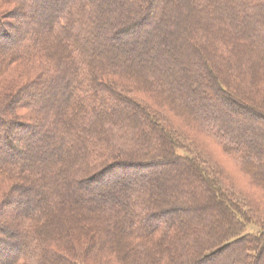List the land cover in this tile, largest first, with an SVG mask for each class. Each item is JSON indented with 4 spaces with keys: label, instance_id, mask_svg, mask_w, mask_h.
Returning <instances> with one entry per match:
<instances>
[{
    "label": "trees",
    "instance_id": "obj_1",
    "mask_svg": "<svg viewBox=\"0 0 264 264\" xmlns=\"http://www.w3.org/2000/svg\"><path fill=\"white\" fill-rule=\"evenodd\" d=\"M5 1L28 5V0ZM124 1L126 13L118 17L121 20H114L115 25L110 32H107L105 23H102L104 15L100 10L101 7H95L93 15L88 14L86 19L88 7L81 0H40V4L38 3L40 8L37 12L31 10L30 13L36 14L41 12V9L42 13L49 11L46 22L41 17L42 23L47 25L42 32L32 30L28 21H23L19 27L6 23L0 15V43H2L0 83L7 84L1 79L2 74L8 70L29 67L42 72L41 81L37 86L42 88L48 86L53 89L65 86L66 96L61 105L56 106L55 109H52L51 105L41 108L33 106L38 117L37 122L45 121L44 125H53L55 129L61 126L62 133L56 139L58 142L55 143L56 148L64 151L67 148L72 150L67 154L66 159L65 156L55 157L58 161L56 166L63 168L62 175L68 171L73 174L70 179H74L72 187L75 191L70 189L72 201L69 202V207L73 203L76 204L77 200L83 201L85 193L81 186L86 185L88 201L94 202L87 204L100 205L97 208L99 213H103L102 215L107 218L102 224L107 229L109 226L115 229L116 235L124 240L121 244L128 243L129 251L124 254L125 260L145 250L144 262L138 261L140 264H159V262L160 264H211L225 253H229L227 258L234 256L238 261L245 259L242 261H248V264H262L260 259L264 255V226L254 232L248 213L235 203L228 192L212 179L195 158L182 151L178 139L170 128L160 122L148 106L127 96L126 87L123 88L125 92L120 91L109 85L106 79L107 76L114 75L126 79L130 77L146 89L161 95L169 102L173 101L180 107V93L177 89L180 79L176 77V59L170 57L164 62L162 49L166 46L168 49H165L167 50L165 53L172 51L178 61L184 59L185 64L193 69L192 72L198 80L200 79L199 81L204 80L202 75L204 72L213 83V92L219 97L224 95L234 97L241 88L240 78L231 75L235 89L229 90V84L216 77L212 65L220 64L226 70L232 66L238 68L237 60L243 49L245 53L248 50L249 55L254 54L257 63L264 64V43H262L264 27L257 30L251 29L250 26L251 22L257 20V13L264 10V0H186L190 2L201 20L198 23L194 22L193 25L187 24L191 16L188 11H185L183 17L177 14V20H171V14L166 13L171 0ZM245 9L247 10L243 11ZM174 11L177 12L178 8ZM25 13L27 10H24L23 16H26ZM42 13L39 15L41 16ZM163 13L168 18H164ZM183 21L187 26H183ZM167 23L170 26L165 29L166 37L161 38L160 27ZM23 26L28 29L24 35H21L19 31ZM9 29H12V32H8ZM124 36L133 37V40ZM118 39L123 41L115 43ZM240 40L242 44L238 46ZM260 41L261 43L258 44ZM108 43L110 44L107 45ZM127 43L130 44L131 50L125 51L122 47ZM50 48L53 51H49ZM138 49H141L140 52ZM114 52L116 58L113 56ZM149 52L151 56L147 55ZM108 53L112 55L111 59L106 57ZM134 68L140 72H136ZM179 72L183 73L182 68ZM41 91H39L40 96L45 98ZM54 95L55 93L52 94V99ZM2 101H0V143L4 153H0V187L6 186L10 195L19 188L18 183L32 182L35 161L43 158L36 155L34 159H28L23 164L24 167L12 161V159L25 158L26 148L18 143L19 137L28 135L29 131L36 132L39 122L34 125L31 122H24L22 118H12L15 110L14 102H8L6 99ZM231 101L237 102L235 98ZM241 107L246 110L248 116L264 120V108L255 111L248 103L241 104ZM184 110L183 116L213 138L225 154L240 164L244 173L257 182H263L264 173H259L261 178L255 173L257 170L253 160H258V157L248 144L240 143L230 132L231 128L237 127L236 125L231 126L225 121V125L222 126L218 119L198 114L190 106ZM249 129L242 131L252 133L264 143L263 132ZM241 138L243 140L242 136ZM49 139L50 132L43 139V146H48ZM40 148L39 153L42 152ZM48 154L50 159L53 158L52 148ZM135 156L136 159L139 157L138 163L132 162ZM163 161L173 165H186L188 176L184 180V185L179 184L178 188L172 187L180 194L176 193V196L174 194L172 200L174 202L170 205L171 207L176 205L179 203L177 200L181 199L180 207L173 210L162 205L161 202L156 205L159 210L153 212L151 208L154 207L148 195L135 193L132 186L134 184L119 183L118 176L121 174L118 169L122 167L127 169L126 172L130 169L140 172L154 165L161 166ZM59 175L60 179L63 178L61 174ZM44 176L43 173L39 177L41 188L42 185H48ZM158 176L161 179L162 175ZM102 185L111 187L105 191L98 190ZM156 186L157 190L161 191L162 199V186L158 183ZM117 190L126 191L128 196L120 199L116 196ZM38 195L36 207L29 208L27 215L23 212L19 215L26 217L32 226L26 230L20 228V234L14 231L11 237H14L15 241H10V237L9 240L0 238V264H81L71 253L73 249L76 250L77 240L74 234L69 232L68 239L59 234L54 240L47 230L53 214H61L62 209L57 206H62V201L58 200V203L55 200L48 201L42 198L44 196ZM126 199V203L122 204L121 200ZM207 202L209 205L202 207V204ZM161 206L162 209L167 208L164 214L160 209ZM64 211L69 213L67 210ZM120 213H123V216L119 217ZM189 217L196 219L195 224L183 221L184 218L187 220ZM142 221L147 223L146 228L149 229L145 228ZM64 229L66 232L70 230L68 226ZM157 231L164 236L160 244L166 246L162 252L164 255L157 252L158 261L151 263L145 257L152 247L144 248L140 241L135 242V240L148 239L147 235ZM64 246L65 250L58 249ZM10 250L14 251V255L11 254L6 260V252ZM81 259L82 264H87L86 254L81 255Z\"/></svg>",
    "mask_w": 264,
    "mask_h": 264
},
{
    "label": "rangeland",
    "instance_id": "obj_2",
    "mask_svg": "<svg viewBox=\"0 0 264 264\" xmlns=\"http://www.w3.org/2000/svg\"><path fill=\"white\" fill-rule=\"evenodd\" d=\"M81 1L85 2L88 7V10L86 11V19L88 14L91 16L93 15L95 7H101L100 10L103 11L102 13L104 15L102 23H105L107 32H110L111 28V30H113V26L115 25L113 24L114 20H121L118 17H120L121 14L126 13L127 10L125 8L126 3L124 0ZM38 3L40 4V0H28V5H19L17 3L0 0V15L3 16L6 23H12L15 26L19 27L21 26L23 21H28L31 25L32 30L42 32L47 27V25H44L42 23V20L44 19V21L46 22L49 11H45L42 13L41 9V12H38L36 14L30 13L31 10H35L37 12V9L40 8V5H38ZM55 7L57 8L58 6ZM176 8H178L177 12L174 11ZM24 10H27V13H25L26 16H23ZM167 10L168 11L166 13L171 14V20H177V14H180V16L183 17L185 11H188L190 12L191 16L188 19L187 24L190 23V25H193L195 23L201 22L195 9H193L190 2H187L186 0H171L169 6H167ZM246 10L247 9L243 11ZM39 13H42V15L40 16ZM162 16L164 18L167 17L165 13H163ZM41 17L43 19H41ZM256 17L257 20H254L253 23L251 22L250 26L251 29L258 30L260 27H264V10L259 11ZM254 18L255 17H252V19ZM256 22H258L259 24H257ZM182 24L183 26H187L185 25L184 21ZM24 26L21 27L19 31V34L21 33V35H24V33L27 32L28 27ZM168 26H170L169 23L163 24L160 27L162 30L160 32L161 38L166 37V35L164 36V32L165 29L168 28ZM9 31L12 32V29H9L8 32ZM124 38H132L133 40V37L124 36ZM120 41H123V39H118L115 41V43H119ZM166 41H168V39H166ZM262 41V43H264V40ZM239 42L240 43H237L238 46L242 44L241 40ZM110 43H113V41H110ZM110 43H108L107 45H109ZM244 43L245 42H243V44ZM259 43H261V41L258 42V44ZM1 44L2 43H0V46L2 47ZM150 44H152V42H150ZM253 47L254 46H252V48ZM51 49L52 48H50L49 51H53V49ZM122 49H124L125 51L129 49L131 50V46L129 43H127L126 46L122 47ZM165 49H168V47L165 46V48L162 49V57L164 58V62H167L170 57L176 59V77L177 79H180V85L177 87L180 93V107L178 105H175L173 101L169 102L165 98H162L161 95H158L155 92L146 89V87L138 84L130 77L126 79L124 77L116 75L107 76L106 82L115 89L123 92H125L123 88L126 87L128 89V91L126 90L127 92H125L127 96L142 103L144 106H148L150 108V111L156 114L157 119L170 128L172 134L176 139H178L179 146L182 151L184 150L183 152H187L193 158H195L206 169L207 173L212 177V179H214L218 183V185L223 188V190L228 192L235 203L248 213L253 223L252 229L254 232H257L259 227L264 226V176H262L263 182H257L250 178L251 176L244 173L240 164L236 162L231 156L225 154L222 147L213 138L205 134V132H203L193 121L183 116V114H185L184 109L187 110V107L190 106L193 107L194 112L198 114H202L207 117L212 116L218 119L222 126L225 125V121L231 126L236 125L237 127L234 126L233 128H231L230 132L233 133L232 136L236 140L238 139L240 143L242 142L248 144L253 150V153L256 154L258 160H253L255 169L257 170V172L255 173L259 178H261L259 173H264V143L256 138L252 133L244 130L242 131V129L250 130L249 128H252L253 130H256L260 133H264V120L262 121L260 118L256 119L255 117L248 116L246 110L241 107V104L248 103L255 111H257L258 108H264V64L260 65L261 62L257 63L256 56L254 54L249 55L248 50L245 53L243 49V52L240 53L239 59L237 60L239 65L238 68L230 64L233 68L229 67V70H226V68L224 69V66L220 64L216 66L212 65V69L215 72L216 77L221 78L227 84H229V90L234 91L235 89L233 85L234 81L232 83L231 75H235L236 77L238 76V78H240L239 81L241 82V88L239 89V92L236 91L237 94L235 93L234 97L229 95L219 97L213 92V83L211 82L210 78L205 75L204 72L202 74L204 80L199 81L200 79L198 80L197 76L192 72L193 69L185 64L184 59L179 57L181 58V61H178L177 56L172 51L165 53L167 51ZM140 50L141 49H138L139 52ZM164 53L165 55H163ZM147 55L151 56L152 54L149 52ZM111 56L112 55L108 53L106 57L111 59ZM113 56L114 58H116L115 52L113 53ZM163 64L162 66H164ZM180 68H182L183 70L182 74H180L179 72ZM135 71L140 72L138 71V69H136ZM41 73V71L35 70L33 68L20 67L14 71L8 70L6 73L2 74L3 76L1 81L7 84L2 85V83H0V101L3 100L2 102H4V100L6 99V101L8 102H14L15 110L12 113V118H22L24 122H31L34 125L39 122L35 130L36 132L29 131L28 135L26 134L23 137H19L20 139L18 143L22 147L26 148V153L24 155L26 160L24 158L23 160L12 159V161L14 160L15 163H17L19 166L24 167L23 164L26 163L30 158L34 159L36 155H39L44 160L39 158L37 161H35V170L33 171L35 173H33L32 175L31 183L29 181L22 184L18 183V185H20L19 188L12 194L10 193V195L8 193L9 189H7L6 186L0 187V238L9 240L10 237V241H15V238L11 237L13 236L14 231L20 234V228L22 230H26L32 226L31 222H29L26 217H19V215L20 212H23L27 215L29 208H35L38 201L37 196H39L38 194H40L44 196L42 198L47 199L48 201L55 200L57 203L58 200L60 202L62 201L61 205L63 207L57 206V208H60V210L62 209V212L64 210L69 211V213L64 211L63 213L61 212V214H53V219L48 222L47 230L49 231V235L54 238V240H56V237L59 234V236L62 235L61 237L64 236V238L68 239V236L70 235L69 232H72L77 241L76 250L72 248L74 251H71V253L74 255V257L78 258L81 264L83 262L81 259V255L83 254H86L87 259L85 260V262L87 264H104L105 262L107 264H140L138 261L144 262L143 258L145 255L144 252H146L145 250H142L144 251L142 252L143 254L140 253L138 255L135 253L132 257H130V259H124V254L126 252L128 253L129 251V247L127 248L128 243L124 245L121 244L124 240L123 238L116 235L115 229H113L111 226H109L107 229L102 224L103 222H106L107 218L102 215L103 213H99V210L97 208H99L98 206L100 205L91 206L87 204H91L94 202H90L91 200L88 201L89 197L86 185L81 186V188L83 189V193H85L83 195V201L77 200L76 204L73 203L69 207V202L72 201V194L70 192V189L73 192L75 191V189L72 187V181L74 179H70L73 174L68 171L67 173L62 175L61 172L63 168L60 169L56 166L58 165V161H56L55 157L56 155L58 157L65 156L66 159L67 154H70L72 150H68L67 148L65 149L66 151H64L62 149L60 150L56 148V144L58 143L56 139L59 137L60 133H62L60 132L62 129L61 126L55 129L53 128V125H44L43 123L45 121L43 122L42 120H39L37 122L38 117H36L35 110L33 109V106L41 108L42 106L49 105H51V108L53 107L52 109H55L56 106L61 105L63 98L66 96L67 90L65 89L64 85L60 86L57 89H53L48 86H44L43 88L42 86H37L38 82L41 81L40 78H42ZM192 89H194V92L191 91ZM40 90L43 91L41 92L43 93L45 98H42L40 96ZM54 93L55 97H53L52 99L51 96ZM232 98H235L237 102L235 103L231 101ZM238 104L240 107H237ZM49 132L50 139L49 144L46 147L43 146V139H45ZM240 135L243 137V140ZM52 137L53 140H51ZM50 141L52 144L50 143ZM39 148L42 150L41 153H39L38 151ZM49 148H52L53 150V158L51 159L49 158L48 154L50 150ZM0 153H4L3 149H1V143ZM138 158L139 157H137L136 159L135 156L132 159L134 160L132 162L138 163ZM161 169L163 171H159ZM186 169L187 167L184 164L173 165L166 161L164 163L163 161L161 166L154 165L151 168L143 169L140 172H135L132 169L126 172L127 169L121 167L118 169L121 174L118 176V178L119 183L123 182L125 184L127 182V184H134L132 186L133 190L136 191L135 193H143L145 194V196L148 195V199H151V205H153L154 207L151 208V210L153 212H157L159 210L156 206L157 203L162 202V205L171 207L170 204L174 202L172 201L174 199V194L176 196L177 193L175 189H172V187L178 188L179 184L184 185V180H186L185 178L186 176H188ZM38 172H40L39 175ZM43 173L48 185H44L45 187L42 185L43 188H41V184H39V177H41ZM59 174H61L63 178L60 179L61 176ZM158 175H162L161 179ZM53 178L55 179V181H53ZM156 183L162 186V199L161 191L157 190L158 187L156 186ZM49 186H51L50 189L48 188ZM110 187V185H102L100 186V188H98V190L105 191L110 189ZM34 191L36 193H34ZM117 192L116 196L120 199H124L128 196V194H126V191L124 192L122 190H117ZM156 192L160 197L156 195ZM178 194L180 193L178 192L177 195ZM121 201L122 204H125L127 199ZM177 202L179 203H177L176 205L174 204L170 209L177 210L180 207L181 199H178ZM111 203L114 204V202ZM85 205H87V207ZM207 205H209L208 202L202 204V207H205ZM160 209H162V206L160 207ZM166 209H162V214L165 213ZM152 211L150 213H152ZM121 216H123V213H120L119 217ZM183 221H185L186 223L195 224L196 219L194 217H189L187 220H185L184 218ZM142 222L145 228L148 227L147 223L145 224L144 221ZM157 223L159 222L157 221ZM66 226H68L71 231L67 230L66 232L65 229L63 230V228H65ZM147 236H149L147 237L148 239L138 238L135 240V242L140 241L141 245H143L144 248L152 247L150 248L151 250H149L148 256H146L145 258H148V261L151 263H156L158 261L157 252H160L161 254L162 252H164L163 250L166 246L160 244V242H162V237L164 238V236L160 235V232L158 231L155 233L153 232V234L151 233V235ZM91 241L93 242L90 243ZM24 247L25 246L23 245V249ZM64 248L66 247H59L58 249L65 250ZM6 253V260L10 258L11 254L14 255V251L12 252V250ZM228 254L229 253L223 254L211 264H248V261H242L245 260L243 258L240 261L234 258V256L227 258ZM162 255L164 254L162 253ZM260 262H263L262 264H264V255L260 259Z\"/></svg>",
    "mask_w": 264,
    "mask_h": 264
}]
</instances>
